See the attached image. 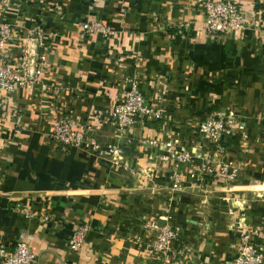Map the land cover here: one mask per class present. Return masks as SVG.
<instances>
[{"label":"crops","instance_id":"1","mask_svg":"<svg viewBox=\"0 0 264 264\" xmlns=\"http://www.w3.org/2000/svg\"><path fill=\"white\" fill-rule=\"evenodd\" d=\"M235 1L247 19H264V0ZM6 2L9 62L17 65L22 47L30 71L40 54L46 61L32 87L0 90V249L26 242L29 264H230L251 229L264 251V26L209 35L198 0ZM91 20L113 34L85 32ZM128 77L148 103L160 92L164 99L158 117L120 129L108 113ZM230 106L247 116L224 141L233 180L206 155L178 160L183 150L213 154L197 123ZM61 117L89 126L99 149L60 148L49 131ZM111 146L121 150L116 162ZM202 161L211 171L198 170ZM147 219L178 229L166 253L148 246ZM82 225L73 250L69 239Z\"/></svg>","mask_w":264,"mask_h":264},{"label":"built area","instance_id":"2","mask_svg":"<svg viewBox=\"0 0 264 264\" xmlns=\"http://www.w3.org/2000/svg\"><path fill=\"white\" fill-rule=\"evenodd\" d=\"M203 5V28L209 35H228L232 31L246 30L250 27L258 28L264 26L263 18L247 19L242 9L238 6L235 0H198ZM6 0H0V12L6 5ZM82 29L87 33H96L102 36H110L113 30L110 26L101 21L91 20L85 21L81 24ZM10 38V31L7 27L0 26V90L7 93L13 92L16 87H32L35 82V74L42 71L43 65L46 61V55L40 54L35 63V71L29 68L30 60L28 58V51L26 47L21 48V55L17 65L13 66L9 62V52L7 49V42ZM127 88L124 91L125 97L121 101H117L108 116L117 124L120 129L134 122V118L139 117L143 120L158 117L159 111L156 110L151 103H148L143 94L138 89V83L133 78H126ZM241 123V122H240ZM238 124L237 129L243 128V123ZM89 129L74 128L66 117L54 120L49 136L57 142L60 148L75 147L80 149L96 150L99 149L97 141L88 140L86 131ZM199 131L205 134L208 140L214 145L215 152L211 158L212 162L219 163V172L223 177L228 179L236 176V171L233 168L231 172L228 170L227 163L222 161L225 148L221 144V140L230 135L233 131L227 126V123L209 120L201 122ZM151 144H156L155 140H150ZM113 161H117L121 150L117 147L111 146L108 150ZM194 154V153H193ZM178 160L188 159L189 155L178 153ZM194 156V155H193ZM202 164L198 170L211 171L210 165ZM172 179L176 188L181 189L180 174L173 171ZM19 206V205H18ZM24 215L29 218L36 217V214L27 207L20 206ZM169 219V215L164 216ZM44 221L46 216L39 218ZM144 233L147 235H154L149 237L148 246L154 251L166 253L170 250L169 241L177 237L178 229L168 222L162 226L158 225L156 219H147L144 222ZM87 230V225L79 226L74 230L69 239V247L76 250L83 241ZM0 256L2 257V264H29L35 257L29 246L24 241H18L14 249L5 253L0 249ZM230 264H264V251L262 247L257 244L252 238L251 229L246 230L239 236L238 246L232 254Z\"/></svg>","mask_w":264,"mask_h":264},{"label":"rangeland","instance_id":"3","mask_svg":"<svg viewBox=\"0 0 264 264\" xmlns=\"http://www.w3.org/2000/svg\"><path fill=\"white\" fill-rule=\"evenodd\" d=\"M160 96H158V97H156L155 99H154V101H155V104H152V106L156 109V110H158L159 111V107H158V105H161L160 103H161V101H162V99H164L163 97H162V95H163V93H161L160 92ZM159 113H160V111H159ZM214 114V115H213ZM211 116L209 115V116H207V117H205L204 119H202L201 121H199L198 123H197V127H199V125H200V123L201 122H205V121H209V120H215V121H219L220 119L222 120V122H225V123H227V126L228 127H230L232 130L231 131H233V132H237V131H242L243 130V128L242 129H237L238 128V124L240 123V124H242L243 123V118L244 117H247V116H245L244 114H246V113H244L243 114V111H242V109L240 108V106H230V107H228V109H226V110H223L222 112H215V113H213ZM150 119V118H149ZM148 120V119H147ZM141 121H143V119L141 120ZM243 125V124H242ZM198 130V133H200V135H202V137H204V138H206V139H208L207 137H206V135L205 134H203V133H201V131H199V129H197ZM215 152V151H214ZM214 152H213V154H214ZM178 153H182L183 155H189V158L192 156V153H194V156L197 158H203V157H205V155H206V160H208V161H212L211 160V156L213 155L212 154V152H202L201 150H191V152H189V151H187V150H183V151H181V152H178ZM212 154V155H211ZM224 155V154H223ZM203 163H198V169L199 168H201L202 167V164H206L207 166L208 165H210V164H208V163H206V162H204V161H202ZM223 162H224V160H223ZM205 165V166H206ZM211 167V166H210ZM231 169H233V168H231ZM234 169H236V174H237V172H238V169L235 167ZM220 171V170H219ZM229 180H233V178L232 179H229ZM170 224V223H169ZM237 246H238V244H237ZM260 246V245H259ZM261 247V246H260Z\"/></svg>","mask_w":264,"mask_h":264},{"label":"trees","instance_id":"4","mask_svg":"<svg viewBox=\"0 0 264 264\" xmlns=\"http://www.w3.org/2000/svg\"><path fill=\"white\" fill-rule=\"evenodd\" d=\"M226 136L221 140V144L223 145V147H225L224 141H225Z\"/></svg>","mask_w":264,"mask_h":264},{"label":"water","instance_id":"5","mask_svg":"<svg viewBox=\"0 0 264 264\" xmlns=\"http://www.w3.org/2000/svg\"><path fill=\"white\" fill-rule=\"evenodd\" d=\"M162 225H163V222H161L160 226H162Z\"/></svg>","mask_w":264,"mask_h":264}]
</instances>
